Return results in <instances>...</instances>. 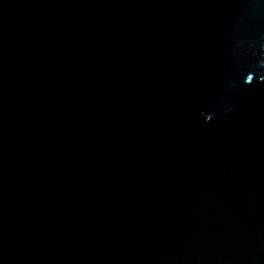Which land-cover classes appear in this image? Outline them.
Instances as JSON below:
<instances>
[{"label": "water", "instance_id": "1", "mask_svg": "<svg viewBox=\"0 0 264 264\" xmlns=\"http://www.w3.org/2000/svg\"><path fill=\"white\" fill-rule=\"evenodd\" d=\"M0 264H264V0H0Z\"/></svg>", "mask_w": 264, "mask_h": 264}]
</instances>
